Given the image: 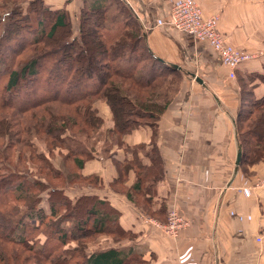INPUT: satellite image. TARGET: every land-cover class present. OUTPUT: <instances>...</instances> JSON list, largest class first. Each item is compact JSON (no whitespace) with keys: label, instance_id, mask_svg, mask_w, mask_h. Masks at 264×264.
Instances as JSON below:
<instances>
[{"label":"crops","instance_id":"0c3cea01","mask_svg":"<svg viewBox=\"0 0 264 264\" xmlns=\"http://www.w3.org/2000/svg\"><path fill=\"white\" fill-rule=\"evenodd\" d=\"M122 1L154 55L181 70V85L155 131L139 127L123 136L109 159L85 160L80 173L94 177L93 189L66 190L68 196L89 193L107 201L127 236L102 249L118 248L130 260L264 264V160L240 161L233 172L240 147L234 122L244 111V93L251 100L264 94L259 76L264 73V0H194L204 15H218V29L228 42L256 54L236 66L233 77L208 41L170 24L177 0ZM52 4L68 10L64 0ZM116 24L118 33L125 22ZM149 167L159 175L153 178ZM94 184L104 187L98 191ZM121 185L129 192L118 189ZM173 207L188 222L174 237L155 224ZM93 251L98 250L88 252Z\"/></svg>","mask_w":264,"mask_h":264},{"label":"trees","instance_id":"16d2710c","mask_svg":"<svg viewBox=\"0 0 264 264\" xmlns=\"http://www.w3.org/2000/svg\"><path fill=\"white\" fill-rule=\"evenodd\" d=\"M81 1L77 33H74L65 7H51L45 0H0V8H6L0 12V110L5 107L16 110L18 118L7 117L8 129L13 131L16 141L32 150V156L40 162L34 168L36 174L45 178L42 182L26 173L23 176L16 170L8 171V165L0 162L8 171L0 172V262L3 264H146L140 258L135 263L136 259L130 260L118 248L88 252L87 245L80 242L87 234L76 231L81 230L83 223L74 216L75 208L93 201L87 209V214L95 215L92 228L97 227L93 230L102 234L108 232L111 223L113 242L127 236L120 228L117 212L96 195L81 193L70 198L66 187L50 186V178L57 179L61 173H56L41 153L34 154L31 147L35 131L45 133L44 140L52 136L72 155L77 173L71 178L69 174L68 181L94 183V177L80 173L92 150L74 149L69 144L72 138H87L102 126L103 116L93 103L105 102L111 114V126L105 129L116 133L112 137L116 145H123V136L139 127L156 130L158 117L181 85V70L154 55L122 0L115 3L125 13L124 28L109 38L102 32L106 20L112 17L96 18L94 27L88 24L91 16H100L109 8L108 0ZM24 52V58H19ZM259 76L264 82V73ZM169 78L173 83L165 84ZM55 102L67 105L65 113H58L65 115L60 122L49 113L51 118L43 113L38 115L42 107L49 111V104ZM0 120L5 121L2 117ZM234 125L241 149L240 161L264 160V94L252 99L250 109L240 113ZM2 126L6 128L5 123ZM247 156L251 159L246 160ZM146 170L155 174L153 178L159 175L154 167ZM57 190L60 195L54 197ZM17 199H24L27 204L12 210L10 202ZM43 202L49 206L48 211H43ZM10 242L21 248L12 251ZM23 251L29 254L22 255Z\"/></svg>","mask_w":264,"mask_h":264},{"label":"rangeland","instance_id":"374dc122","mask_svg":"<svg viewBox=\"0 0 264 264\" xmlns=\"http://www.w3.org/2000/svg\"><path fill=\"white\" fill-rule=\"evenodd\" d=\"M48 1H49V3H51V6L53 5L52 3H55L57 5H61L63 3V0H62V2H61V0H48ZM81 2H82L81 0H64V5H66L68 7V11H69L68 14H69L70 19H71L72 29H74V33H77V28H76L77 27V19L79 17L78 13H79V10L81 7ZM192 2L197 4V6L200 8V11L203 12V10H201V7L197 1L192 0ZM108 3H109L108 9L103 11L100 16H91L90 21L88 22V24H90L91 27H94V22H95L96 18L98 20L100 17H107V18L112 17L109 20L108 19L106 20V26L104 27V30L102 32L103 35L107 38L111 37L112 34H115L118 31L116 29L117 28L116 23L119 20L120 21L123 20L125 22V19L123 18L125 13L120 10L117 3H115V0H108ZM4 10H6V8H0V12H2ZM114 16H116L117 18L114 19L113 18ZM57 36H59V34ZM222 36H223V39L226 41L227 39L225 38V36L223 34H222ZM51 47L52 46H49V48H51ZM234 47L237 48L240 52L241 51L249 52L245 49H242V48L240 49L236 46H234ZM25 52L23 54H20L18 57L24 58ZM233 76H230V77H233ZM5 78H6V76H4L2 78V80H1L2 83L4 82ZM170 82L173 83L172 78H169L167 80V82H165V84H170ZM175 83L177 85H179V81H175ZM251 102H252L251 96H249L247 94V92H245L244 93V101H243V108H244L243 113L247 112V110L250 109ZM105 105H106L105 102H103L102 100L101 101L98 100V101L93 103V107L96 108L97 112L99 114H101L103 116V119H104L102 126L99 128V131H96L95 133L90 134V136L87 138L86 137L84 138L81 136H76L75 138H72L71 141L69 142L70 146L72 145V147H74V149L81 147V149L92 150V152H91L92 156H90V158H92V159L97 158V160H99L100 157H103L104 160L109 159L112 150L114 151V149H115L114 147L117 146L116 143H114L115 140L112 139V137L116 136V133H114V132L108 133V131L105 129V127L108 128L109 126H111V122H110V119L108 118L109 116L107 114ZM66 107H67V105L61 104L60 102H55V103L49 104V106H48L49 111L44 106L37 112H38V115L39 114L42 115V113H43L44 116H47L48 118L55 116L56 118H58L57 119L58 121L59 120L61 121L63 118L62 116H65V115L58 114V113H65ZM48 113L51 117L48 116ZM26 114L28 116V113H26ZM16 115H17L16 110H14L13 108L11 109V108L5 107V109L0 110V116L3 118V120H5L3 122L0 120V124H1V126H0V162H3L4 164L8 165V171L9 170H16V171H18V174H23V176H26V174H29V175L33 176L34 179L43 182V181H45V178L39 177L40 174H36L37 169H34L40 164L39 160L32 156V150H30V148L28 146L25 147L24 145L21 144L20 141H16L17 138L15 137V135L12 136L13 131L11 129H8L9 124H6V122H8V118H10V119H12V117L18 118ZM254 115H255V113L251 114V116H254ZM66 122L68 123L69 121L67 120ZM4 123H5L6 128H3V126H2V124H4ZM4 129H5V131H3ZM15 129H17V128H15ZM72 130H75V127H72ZM90 132H91V130H90ZM30 135H33V133L32 134L30 133ZM44 137H45V133H43V132L36 133V131H35L34 136L31 137L32 138V145H34V146H31V147L34 150V154H37V152L41 153V156L43 158L48 159L51 162L53 170L56 173L57 172L61 173V176L57 179L53 180L50 178V182H51L50 186H53L55 188H57V186H64V187H66L67 191H70L74 188H79V190L83 191V192H86L87 190H90L91 188L93 189L92 185H90L89 183L85 184L84 182H78L77 180H73L71 183L68 181L69 174H70V178H71L72 176H74L75 173H77V170L75 168V164L72 161V155L71 156L68 155L69 151H67V149L64 148L65 146L60 144V142H57V141L55 142V139L52 136L46 138V140H44ZM5 157H6V159H5ZM249 157L251 159V156H247L246 160H248ZM6 168H7L6 165L0 166V172L1 173H7L8 171ZM28 168H30V169H28ZM31 170H32V172H31ZM20 171L24 172V173H21ZM120 171H121L120 175H122L123 171L121 169H120ZM81 175H82V173H81ZM121 179H124V177L122 176ZM22 180H24V178H22ZM61 180H63V182ZM12 184H14V183H12ZM93 186L97 187V185H95V184ZM121 186L122 187H119L118 189H120L122 191H128L129 192V190H128L129 188H127V186H124V185H121ZM103 187L104 186L101 185L100 188L97 187L94 189L100 191ZM45 194H46V191L42 193V196ZM59 195H60V191L57 190V192L54 193V197H58ZM92 202L93 201L85 202L83 205H80L78 207V209L75 208V212H74V216H76V218L79 219L83 223V225L80 226L81 230L80 231L76 230V231H78V232L83 231L84 234H87V236L85 238H83V240L81 239L80 242L87 245L86 249L88 251L89 250L90 251L91 250H101L102 248L107 247V246L114 243L113 242L114 238L112 236L113 229L111 228L112 227L111 223H108V227H109L108 232L105 231V233L100 234V233H97V231L93 230V228L94 229L97 228V227L92 228L93 219H94L95 215H92L90 213L87 214V209H88L89 205H91ZM10 203H11L10 208L12 210L18 205L27 204L24 199L23 200L17 199V200L10 202ZM43 204H44V207H43L44 210L43 211H48L49 206L47 204H45L44 202H43ZM102 208L105 210L106 213L109 212L108 208L105 209L104 206H102ZM165 221H166V219H165ZM165 221H163V222H165ZM124 238H126V236L120 238V240H122ZM78 243H79V241H78ZM8 246L9 247L11 246L10 248H13V249H11L12 251L15 248H21L19 245L15 246L11 242L8 243ZM9 253H11V251H9ZM24 254L27 255V254H29V252L23 251L22 255H24ZM9 261H10L9 263H12V261L10 259H9ZM0 264H3V261L0 262ZM29 264H35V263H29ZM45 264H51V263L45 262Z\"/></svg>","mask_w":264,"mask_h":264},{"label":"built area","instance_id":"2783aa9c","mask_svg":"<svg viewBox=\"0 0 264 264\" xmlns=\"http://www.w3.org/2000/svg\"><path fill=\"white\" fill-rule=\"evenodd\" d=\"M218 15L205 16L192 0H177L170 8V24L179 31H185L194 38L205 39L219 54L221 62L230 67L229 75L241 62L255 58L256 54L239 51L218 30ZM246 192V191H245ZM249 191L247 190V193ZM165 222H155L157 227L174 237L187 225V219L173 207L167 210Z\"/></svg>","mask_w":264,"mask_h":264},{"label":"water","instance_id":"95a60500","mask_svg":"<svg viewBox=\"0 0 264 264\" xmlns=\"http://www.w3.org/2000/svg\"><path fill=\"white\" fill-rule=\"evenodd\" d=\"M172 65V67H174V68H176L177 67V65H175V64H171ZM194 76V75H193ZM195 80L197 81V82H201V80H200V78L199 77H195ZM240 160H241V151H240V147H238V149H237V151H236V158H235V161H234V170H233V172L234 173H236V171L238 170V165H239V163H240Z\"/></svg>","mask_w":264,"mask_h":264}]
</instances>
